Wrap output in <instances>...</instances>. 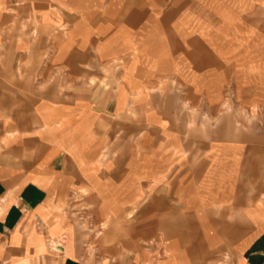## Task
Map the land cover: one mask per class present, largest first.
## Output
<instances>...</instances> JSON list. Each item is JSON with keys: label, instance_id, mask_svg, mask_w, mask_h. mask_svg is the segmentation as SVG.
Returning a JSON list of instances; mask_svg holds the SVG:
<instances>
[{"label": "crops", "instance_id": "0c3cea01", "mask_svg": "<svg viewBox=\"0 0 264 264\" xmlns=\"http://www.w3.org/2000/svg\"><path fill=\"white\" fill-rule=\"evenodd\" d=\"M172 1L164 10L166 0H0V42L23 4L40 29L35 41L0 43V264H264V203L231 199L244 195L237 181L243 146H212L203 168H194L160 103L172 79L193 90L214 85L198 69V48L226 66L238 52L232 40L249 27L242 19L264 0ZM49 34L57 40L45 41ZM55 66L78 77L108 68L113 89L100 104L88 92L57 100L52 87L37 88L39 72L47 77ZM135 114L141 122L127 121L123 133L141 138L117 142L103 131L104 119ZM151 132L165 140L147 142ZM71 194L91 198L109 224H135L119 218L139 203L157 211L143 224L157 222L159 253L82 257L66 215ZM185 227L195 253L185 247Z\"/></svg>", "mask_w": 264, "mask_h": 264}, {"label": "rangeland", "instance_id": "374dc122", "mask_svg": "<svg viewBox=\"0 0 264 264\" xmlns=\"http://www.w3.org/2000/svg\"><path fill=\"white\" fill-rule=\"evenodd\" d=\"M172 3V0H166L163 4L164 10L171 8ZM19 9L15 10L16 13H20L19 19L4 24L5 34H2L4 36L1 37L0 42L2 45L13 44L15 40L34 39L35 41L33 30L37 31V35L40 33L36 23L28 15L27 6L23 4ZM244 17L242 22L251 28L245 26L240 34L242 37L232 40L231 50H238V52L231 53L226 66L214 58L210 59L202 48H198V69L206 70L211 74L214 85H210L215 86V89H211L212 87L209 89V84H203L198 90H193L183 81L172 79L173 82L169 88L170 97L160 101L168 115L167 119L171 127L177 133L176 139L184 141L187 146V156L192 158L194 164L191 165L194 168L197 167L200 170L203 168L202 164L206 161L203 158L211 152L209 148L212 146L221 143L233 145L240 143L243 146V161L239 169L237 168V181L244 195L231 198L235 199L238 205L254 201L264 203V3L261 7L258 6L256 11L251 10ZM233 24L232 22L229 26L231 31L235 29ZM216 25L219 26L216 23L213 27L216 28ZM49 37L45 38L48 43L57 40L55 35L49 34ZM43 54H39V57ZM3 62L2 56L0 57V76L4 74ZM41 63L42 66L45 65L44 61ZM94 69L96 71L92 74L78 77L69 74L68 70L55 66L47 77L46 74L39 72L38 77L43 78L38 80L37 88L45 90L52 87L53 98L57 100H71L77 95L93 93L97 96L95 97L97 104H100L104 95L109 96L113 89L109 78L111 70ZM216 69L219 72H225L224 76L221 77V73H219L220 77H217L216 73L213 75ZM103 82H106V85ZM115 120L113 124L110 120L108 123L104 119L102 128L104 132L109 133L108 135L115 136L114 139L117 142L123 139L132 141L141 138L140 133H123L128 124L127 121L134 125L141 122L136 114ZM148 136L146 141L152 144L165 140L163 134L158 132H151ZM165 136L172 139V134H165ZM184 172L187 173V170ZM156 199L157 197L150 198V203ZM167 199L173 201L172 198ZM93 207L91 198L74 194H71L66 206V215L72 220L73 224L70 226L82 257L92 260L103 254L102 251H110L114 253V258L123 259L135 249L140 251L150 249L152 252L159 253L163 238L160 237L157 222L143 224L148 219L156 220L159 215L157 211H143L139 203L137 210L125 212L119 218L121 223L130 220L135 224H109L102 216L94 212ZM182 219L184 220V217ZM102 223L109 225L103 227ZM182 232L185 233L184 244L187 252L195 253L196 238L192 235L191 229L185 227ZM207 264H213V262Z\"/></svg>", "mask_w": 264, "mask_h": 264}, {"label": "bare ground", "instance_id": "6f19581e", "mask_svg": "<svg viewBox=\"0 0 264 264\" xmlns=\"http://www.w3.org/2000/svg\"><path fill=\"white\" fill-rule=\"evenodd\" d=\"M56 54V53H55ZM133 99V98H132Z\"/></svg>", "mask_w": 264, "mask_h": 264}]
</instances>
